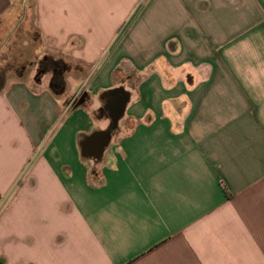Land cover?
Segmentation results:
<instances>
[{"label": "crops", "instance_id": "0c3cea01", "mask_svg": "<svg viewBox=\"0 0 264 264\" xmlns=\"http://www.w3.org/2000/svg\"><path fill=\"white\" fill-rule=\"evenodd\" d=\"M28 11L38 45L15 66ZM47 56L67 65L58 92ZM0 70V264L46 249L57 204L74 264H264V0H0ZM100 132L98 158L83 144Z\"/></svg>", "mask_w": 264, "mask_h": 264}, {"label": "rangeland", "instance_id": "374dc122", "mask_svg": "<svg viewBox=\"0 0 264 264\" xmlns=\"http://www.w3.org/2000/svg\"><path fill=\"white\" fill-rule=\"evenodd\" d=\"M29 11L27 12V20L25 22H20L17 24L15 28V34L14 39L12 38L13 47L15 48V54H18L20 56V59L17 61L15 66L19 65L20 63H28L31 59L34 58V52L32 50L33 47L38 45V34L34 31L32 28V22L31 18L29 17ZM22 23H25L22 24ZM27 26V27H26ZM23 40V41H22ZM30 65V64H29ZM25 71V70H24ZM69 82V86L73 88L74 81L72 78H67ZM74 105L72 104L70 107H68V111L72 110L76 107V104L78 103V100L76 101V97L73 98ZM95 107V105H93ZM92 106V107H93ZM107 120L101 121V127H105ZM97 124V123H95ZM109 124V123H108ZM35 158H32L30 163L26 166V170L22 171L20 176L18 177V181L15 184L14 190L17 188V184L22 182V179L26 176V174L29 172L32 164L34 163ZM11 172L8 169L0 170V191L3 193H6L8 190V183L6 184L7 178ZM12 193V190L10 194ZM51 193V192H50ZM54 194V193H53ZM6 200V197H3V201ZM64 205L60 208L62 210ZM0 208L1 205H0ZM59 205L57 204V208L51 211V209H48L46 218H45V230L46 235L48 239V243L46 245V249H43L41 252L36 250L35 247H29L24 246L23 248L21 246L16 247L15 250H12L13 257H15L18 262L14 260L13 264H21V262L24 260L25 262L34 261L39 264H74V216L71 214H64L58 212ZM0 211H2L0 209ZM9 233H1L0 238H2L0 242V253H3V247L4 245L7 246V242L5 239H3L6 235ZM55 234L63 235L68 242V246L53 245L52 239ZM51 238V242H50ZM26 248V250H25Z\"/></svg>", "mask_w": 264, "mask_h": 264}, {"label": "water", "instance_id": "95a60500", "mask_svg": "<svg viewBox=\"0 0 264 264\" xmlns=\"http://www.w3.org/2000/svg\"><path fill=\"white\" fill-rule=\"evenodd\" d=\"M122 98L120 99V101L116 104L115 107H112L110 105V108L113 110L114 108V111L111 110V113H110V119H111V123H112V128L113 129H116L117 126H118V120L121 118V116L124 114V111H125V106L129 100V93L124 91L123 90V93H122ZM83 104V100L78 102L76 104V107L75 108H78L79 106H81ZM104 132H100L99 134H93L91 135L87 142L85 144H83V150L85 153L87 154H92V156H96L98 158H100L103 154V151H104V148L105 146L107 145L108 141H109V136L106 138L104 137ZM95 139H98L99 140V143L98 145H96V147L93 149L91 148V141L95 140Z\"/></svg>", "mask_w": 264, "mask_h": 264}, {"label": "trees", "instance_id": "16d2710c", "mask_svg": "<svg viewBox=\"0 0 264 264\" xmlns=\"http://www.w3.org/2000/svg\"><path fill=\"white\" fill-rule=\"evenodd\" d=\"M67 72V65L63 62H60L58 60L53 59L50 56L44 57L40 62L38 63V70H37V77H40L41 75H44L46 73L52 74V81L51 86L52 89L55 91H60L62 89L63 83V76L64 73ZM4 76V70H0V86L4 82L3 80ZM83 101L87 100V97L82 96ZM105 111L104 109H101L99 111V115H102ZM107 112L105 111V114Z\"/></svg>", "mask_w": 264, "mask_h": 264}, {"label": "flooded vegetation", "instance_id": "af4514ba", "mask_svg": "<svg viewBox=\"0 0 264 264\" xmlns=\"http://www.w3.org/2000/svg\"><path fill=\"white\" fill-rule=\"evenodd\" d=\"M122 93H123V91L122 90H117V91H115V92H112L109 96H108V101H109V105H108V107L106 108V110H107V112L110 114L111 113V108L112 107H115L116 106V104L120 101V99L123 97L122 96ZM77 100H78V102H80V101H82L83 100V97L81 96H79V98H77ZM110 105L112 106L111 108H110ZM112 111H114V108H113V110ZM110 130H113V128H110ZM98 143H99V140L98 139H95V140H93V141H91V143H90V145H91V148H95L96 147V145H98Z\"/></svg>", "mask_w": 264, "mask_h": 264}, {"label": "built area", "instance_id": "2783aa9c", "mask_svg": "<svg viewBox=\"0 0 264 264\" xmlns=\"http://www.w3.org/2000/svg\"><path fill=\"white\" fill-rule=\"evenodd\" d=\"M74 100H75V99H73V100L69 103V106H68V107H70L72 104L74 105ZM76 101H77V99H76Z\"/></svg>", "mask_w": 264, "mask_h": 264}]
</instances>
